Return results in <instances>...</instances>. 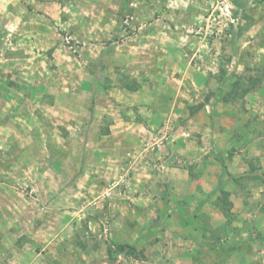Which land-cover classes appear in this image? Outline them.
I'll use <instances>...</instances> for the list:
<instances>
[{
    "label": "rangeland",
    "instance_id": "obj_1",
    "mask_svg": "<svg viewBox=\"0 0 264 264\" xmlns=\"http://www.w3.org/2000/svg\"><path fill=\"white\" fill-rule=\"evenodd\" d=\"M126 1L0 0V264H264V0Z\"/></svg>",
    "mask_w": 264,
    "mask_h": 264
},
{
    "label": "trees",
    "instance_id": "obj_2",
    "mask_svg": "<svg viewBox=\"0 0 264 264\" xmlns=\"http://www.w3.org/2000/svg\"><path fill=\"white\" fill-rule=\"evenodd\" d=\"M122 1H123L124 8H125L127 5V1L126 0H122ZM1 45H2V40H0V47ZM225 73L226 71L222 69V74L220 75V78H219L220 86L218 87V90L216 91V93L214 91H211L208 94L206 101L197 105L196 108L192 111V114H195L198 111L202 110L206 106L207 102H210L209 99H211L212 96L217 95V97L218 96L220 97L221 101L228 103L232 100L237 101L239 99L245 98V96L249 94L250 92H252L254 88L256 87V83H257L256 78L252 77L249 79H244V81H246L247 84H250L249 86L246 85V87H243L241 83V78H238L237 81L233 83V85H231V89L229 91H226L225 86L227 85L231 77L226 76V75L224 76ZM126 86H127L126 88L129 91L135 92L139 90V84L137 83H133V84L128 83L126 84ZM240 89H242V92L240 91ZM102 132H103V135L109 134L110 132L109 127L104 128ZM216 159L221 163L223 169L225 170L227 168V165H226V161L223 155L221 153H218L216 155ZM218 193H220V195L214 201L215 206L218 207L223 213H225L226 216L231 217V211L233 209L234 204L230 200V193L224 191L223 181L221 179H219L216 188L211 193H209L207 197L213 198L214 195ZM116 254H122V255H128V256L136 255V250L133 245H119L117 248V251H115L112 247L109 246L107 260L111 264L113 263L112 261ZM91 264H95V263H91Z\"/></svg>",
    "mask_w": 264,
    "mask_h": 264
}]
</instances>
